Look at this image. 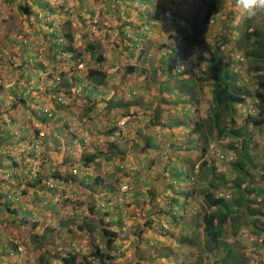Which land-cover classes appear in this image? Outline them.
<instances>
[{
    "label": "rangeland",
    "instance_id": "rangeland-1",
    "mask_svg": "<svg viewBox=\"0 0 264 264\" xmlns=\"http://www.w3.org/2000/svg\"><path fill=\"white\" fill-rule=\"evenodd\" d=\"M41 1L49 0H37L36 3L39 4ZM50 1V7L55 14L60 9L67 11L68 17H61L63 21L66 19L68 22L75 48L82 51L86 44L98 42L100 48L97 53L105 57V61L99 65L105 74H111L112 77L106 78L104 85L95 87L92 94L89 95L83 87L90 88L92 85L87 82L84 75L86 69L97 66L92 62V59L88 60V55L84 57L80 68L78 67L79 64L74 66L71 61L68 63L60 54H57L56 57L58 60L61 59L57 64L54 61L45 60V45L50 42L47 34L52 29H56L58 32L62 31L61 22L58 25L57 22H53L51 27L46 26L45 21L48 18L42 20V12L35 7L36 5L31 7L25 15L18 10L22 3L20 0L16 1L17 7L5 0H0V136L1 134L5 136L1 133L2 131L13 136L8 145L2 144L0 155L12 158L16 165H14V174L11 176L9 173L0 171V193H7L13 201L8 205V209L12 212H0V249L12 245L16 247V253L0 258V264H39L36 259L41 253L45 254L43 257L45 264H60L55 256L57 251L60 255H62V251L86 255L89 252V247L85 234L79 232L70 238V235L65 233L63 225L71 218L78 219L74 218L78 213L83 215L81 219L86 217L89 207L102 218L104 223L110 221L108 215H112L111 223H116L118 219L115 214L120 213L121 228L116 230V239L108 249L104 248L97 227H93L89 233L94 244L102 247L103 252H107L113 257L110 264H186L188 261H192L197 257L196 251H191L189 254L190 250L186 246L179 248L177 245L178 238L187 230L181 225H186L185 221L193 224L192 221H189V212L183 215V219L176 226H173L167 214L164 217L161 215L167 206H172V201H183L182 193L187 192V196L190 197H187L188 200L191 199L193 203H197L200 194L198 196L194 195L193 192L190 193V187H198L195 183L198 174H195L193 178L191 176L193 173L187 172L193 178V185H190L192 181L188 179V181L186 180L177 186L178 194H172L166 191L172 186L166 180L167 176L172 178V171L169 172L167 169V172H164L162 168L168 157L169 167L176 165L186 169L198 165L200 162L198 154L201 151L199 144L180 142L177 140L179 135H177L178 137L171 135L167 138L157 136L155 143H152L151 147L146 150L142 147L147 133L143 134L141 128L136 127L137 125L140 127V123L138 122L136 125L133 123V119H131V125L129 123L127 125L126 122L124 125L127 128L119 131L123 137L117 143L114 142L112 135L107 134V129L111 125L114 124V127L116 125L118 127L119 122L123 119L119 117L123 111L122 108L115 107L112 110L106 108L110 101L114 103L120 101L124 106L128 103L129 108L126 112L128 114L134 113L133 116L136 117L141 116V122L145 124V120L152 112L151 109H145L144 104L149 103V107H153L151 102L153 93H148V90L154 89L156 85L151 81L147 84L142 82L138 72L127 76L125 80H122L121 74L125 67L130 64L144 72L150 71L148 69L149 64L157 66V59L159 60L164 54L163 49H158V47L165 43L164 40L158 41L153 32H148L153 33L149 37L155 43L150 45V56L139 60H126L123 51L118 49L119 32H126L128 28L120 25L124 22L127 23L125 18L131 16L136 7L147 11L151 7V1L121 0L117 6L111 7L113 4L108 3L107 0H87L88 8L94 12L92 20L88 21V17L80 16L78 22L74 16L77 0H67V4L59 9L56 5H59L61 0ZM81 1L83 3V0ZM156 1L164 2L165 0ZM173 1L180 3L183 0ZM185 1L187 2L185 5L178 4L175 7H180L184 11L188 7H191L192 10L198 7L200 11L197 20L199 21L200 15L206 9V4H201L200 0ZM218 2L220 4L219 13L205 27L200 44L189 50L193 61L189 64L192 66L197 58L208 57L209 48L214 46L219 38L222 36L229 37L230 41L225 48L227 49L231 47L234 39L244 29L246 19H236L238 10L235 8V0H218ZM232 9L233 14L229 12ZM249 20L250 24L261 28L264 26V13H260ZM133 22L135 23V20L128 23ZM20 45L31 52L29 55H36L35 58H29L28 63L23 66L21 62L24 59V54L21 52ZM225 49L222 48L221 50L224 51ZM13 52L16 55L12 58ZM234 56L233 60L240 61L239 55L234 54ZM39 61L43 63L44 70L33 72L35 63ZM45 62L48 67L51 66L53 69L48 68L45 71ZM86 62L87 64H85ZM240 63L243 64L244 61L241 60ZM20 65L21 70L17 69ZM245 69L246 65H242L239 73L242 78L241 81L244 82L249 80V77L244 74ZM59 72H63L62 79L69 80L75 88L71 90L70 98L59 96L63 98L67 107L56 111L51 107L48 89L56 85L53 79L60 78ZM19 74L22 76L30 74V78L19 81L17 79ZM162 77H166V75L163 74ZM74 79H77L76 82ZM17 80L18 84H15ZM125 83L131 92L139 97L141 103L139 109L135 108L139 104L137 106L132 105L127 93L129 89L127 87L122 88ZM249 83L246 82L245 85L249 90H252L253 87H250ZM14 85L20 88L17 91L19 95L23 94V97H27L25 100H28L29 103L25 105L26 108H22L20 105L11 108L12 102H10L8 90ZM201 91L204 99L199 105L198 113L191 112L188 119L195 120L197 117L200 118L201 115L206 114L207 103L205 101L208 97V91L205 87H202ZM112 93L114 94L113 97H111ZM47 95H49L48 99ZM88 98L90 101L86 102ZM261 99L264 101V95L261 96ZM253 103H255V99H246L244 104L236 108L234 115L237 116L235 120L237 126L243 123L246 115H255L256 110ZM88 105H92L91 110L85 109ZM42 109H49L50 114L56 112V116H54L58 119L56 125L52 122L40 123L38 118H42L43 114H40L38 110ZM174 109L173 119L180 120L183 114L177 113L176 107ZM104 113H107L108 116H104L106 115ZM92 124L95 127H92ZM56 127L60 130V137L56 136ZM34 131L37 133L35 134ZM251 136L249 146L254 150L249 152L248 164L242 170L248 173L243 185L247 184L248 187L257 185L261 190L264 189V180H261L264 177V128L260 131L254 129ZM40 137H42L41 144L35 143L32 148L33 140L39 141ZM179 138L182 141L186 139L184 135ZM111 142L116 144L120 153L119 156L107 162L99 159L100 166L97 168L78 169L80 168L82 153L104 152L105 145H109ZM229 142L231 141L227 138L211 142L205 156H202L207 164H215L216 162L213 186L216 188V195L223 198L232 181L242 177L235 169L229 167V162L218 160L220 156L223 159L230 157V163L237 160V155L226 148V144ZM232 143L235 147H239L238 143ZM176 144L180 145L178 149L185 148V150L182 149L183 151L180 150L177 153ZM66 174L74 177L73 180L68 179L67 182H64L55 177L57 175L61 178H67ZM95 177L102 183L95 184ZM171 181L175 186L178 184L173 179ZM217 181L220 183H216ZM81 183L89 184L91 188L87 190ZM104 184H110L113 187L115 192L113 197L112 195L108 196L105 192ZM108 197L109 199H107ZM257 199L258 201H256ZM256 200L255 203L258 205L263 203L260 196ZM0 203H4V198H0ZM104 204H114L115 207L103 208L106 206ZM193 208L197 211L198 206L195 204ZM183 209L185 210L186 207ZM195 216L199 218L200 213ZM31 223L35 224L32 230L30 228ZM69 228L73 230L72 225ZM239 230L245 232L244 227ZM48 232H54V237L62 242L61 248H56L54 251L51 249V242L55 247L57 244L56 239L51 238V234ZM44 233L46 241L44 246L40 251L34 250V242L31 241V237H40ZM250 241H254V239H250ZM258 244L263 246L260 241ZM261 246L257 250L258 253L262 251ZM156 254H168L169 256L167 259H163L159 256L156 257ZM209 262L211 264L212 258L209 259ZM91 264L95 263L91 262Z\"/></svg>",
    "mask_w": 264,
    "mask_h": 264
},
{
    "label": "trees",
    "instance_id": "trees-1",
    "mask_svg": "<svg viewBox=\"0 0 264 264\" xmlns=\"http://www.w3.org/2000/svg\"><path fill=\"white\" fill-rule=\"evenodd\" d=\"M5 1L13 6H18L16 4L17 0ZM20 1L22 3L18 10L21 14L27 15L28 10L36 5L35 7L42 12V20L43 18H48V20L45 21L46 26L51 27L50 25H52L53 22H57V25L61 22L62 31L58 32V30L52 29L51 32L47 34L48 40L51 43L47 42L45 45L46 61H54L57 64L61 59L58 60L56 57L57 54H60L68 63L71 61L75 66L77 64L80 65L81 62L84 61V57L88 55V60L92 59V62L97 66L95 68L86 69L84 75L87 82L92 85L90 88L83 87L89 95L92 94V90H94L95 87L103 86L106 78L109 76L112 77L111 74H105L101 65H99V63L105 61V57L97 53L100 48L98 42L86 44L82 51L74 47L72 31L67 20L65 19L63 21L61 17H68V13L65 9H60V11L55 14L52 7H50V0L45 2L41 1L39 4L36 3L37 0ZM119 1L121 0H107L108 3L113 4L111 7L117 6ZM150 1L151 7L147 11L136 7L134 13L125 18L127 23L124 22L120 25L128 28L126 31L127 34L124 31L119 32L118 49L123 51V56H125L126 60H139L140 58H147L150 56V45L154 44L155 41L151 40L149 36L154 33L158 41L164 40L165 43L163 45L157 46L158 49L162 48V51H164L163 57H160L159 60L157 59V66L149 64L148 69L150 71L144 72L143 70L136 69L134 65L130 64L125 67L124 72L121 74L122 80H125L127 76L129 77L138 72L139 79L142 82H146L147 84L151 81L156 85L154 89L148 90V93H153L151 100L153 107L150 108L149 103L144 104V108L151 109L152 112L145 120V124L141 122V116V118L136 117L133 116L134 113L128 114L126 112L129 108L128 103L124 106L120 101H118V103L110 101L106 108L110 110L115 109V107L122 108L123 111L120 113L119 117L126 118V120L121 125H118V127L117 125L114 127V124L111 125L107 129V134L112 135L114 142L117 143L123 137L119 131H121V129L123 130V128H127V126L124 125L126 122L127 125L128 123L131 125V119H133V123H140L139 128H141V132L143 134H145V132L147 133L142 148L146 150L150 148L151 144L155 143V138L157 136L160 138H167L171 135L172 137H178L177 135L181 136L185 133L186 137H195L201 144L200 157L204 156L211 142L216 140L219 141L222 138H227L231 141L226 144V148L228 151H232V153L237 155V160L232 165V169H235L242 177L232 181L224 198L216 195L215 186L210 184L212 179L209 181L207 180L205 188L200 190L202 202L204 204L203 207H201L200 217L196 219L194 216L191 221H193L192 227L195 233L199 231L202 237L197 241L198 233L197 235L192 233L191 240L194 242H190V246L193 247L194 244L196 246L197 242L198 244L200 243V245L197 247V257L192 261H188L186 264H210L209 259L211 258V264H264V189L260 190V187L257 185H251L250 187H248L247 184L243 185L248 173L242 171L248 164L249 152L254 150L249 146V140L251 139L250 137H252L251 135L254 129L260 131L264 128V101L261 99V96L264 95V26L258 28L250 24L249 19H246L244 21V29L239 36L234 39V43L231 47L225 49L230 39L229 37L222 36L216 41L214 46L209 48L210 53L208 57L197 58V61L194 62L192 66L189 64L193 62L189 50L192 49L193 46L200 44L205 32V27L210 19L219 13L220 4L218 0H201L203 5L206 3L208 4L204 12L201 26L196 25L197 14H195V11H193L191 7H188L186 11L180 7H175L178 6V4L185 5L187 3L185 0L180 3H175L173 0H165L164 2H158L156 0L153 2L152 0ZM66 4L67 0H61V3L56 5V7L59 9ZM229 12L231 14L234 13L233 9ZM93 14V10L88 8L87 0H83V3L81 0H77V7L74 13L76 22H78L80 16L88 17V21H91ZM132 20H135V23H128ZM82 23H84L83 20ZM154 25H156V27H154ZM222 48L225 50L222 51ZM20 49L24 54V59L21 62L22 66L28 63L29 58H35L36 55H29L31 52L25 50L22 45H20ZM225 51L227 53H224ZM117 53L119 52L117 51ZM234 54L240 56V61L233 60L235 57ZM14 55H16L15 52L12 53L11 57L13 58ZM241 60L244 61L243 64L240 63ZM186 63L187 65L185 66ZM85 64H87V62ZM21 65L17 67V69L21 70ZM242 65H246L244 74L249 77V80L245 82L241 81L242 78L239 76ZM191 67H194V69H191ZM48 68L53 69L51 66L48 67V64L45 62V71L46 69L48 70ZM32 70L33 72H38L39 70L43 71V63L41 61L36 62L35 68ZM250 73L251 75H249ZM163 74L166 75V77H162ZM58 75L60 77L59 79H53L56 85L48 89V92H50L51 107L56 111L67 107L61 97L70 98L71 90L75 88L74 84L69 80L62 79L64 76L63 72H59ZM18 76L17 79H19V81H21V79L27 80L30 78V74L25 76L19 74ZM74 80V82H76L77 79ZM15 82V84H18V80ZM246 82H250L249 85L253 87L252 90L246 87ZM125 87H127L126 83L122 88ZM202 87L207 88L208 91V97L205 101V103H207V109L205 110L206 114L204 116L201 115L200 118L197 117L195 120L188 119L189 112L198 113L199 105L204 99L201 94ZM19 89V86L14 85L8 90L10 102H12L11 108L16 105L26 108L25 105L29 103L28 100H25L27 97H23V94L19 95L17 92ZM127 93L132 105L137 106L139 104L138 107H135L139 109L141 106L139 97L132 93L130 89ZM47 96L48 99L49 95ZM113 96L114 94L112 93L111 97ZM252 98L255 99V103H253V107L256 110L255 115H246L243 123L237 126L235 121L237 116L234 115L236 108L244 104L246 99ZM47 99H45V101H47ZM87 101H90L89 98L86 102ZM174 107H176L177 113L180 115L183 114L182 117L185 118L188 123H182L179 120L173 119L172 115L175 114ZM85 109L91 110L92 105H88ZM38 112L43 114L42 118H38L40 123L52 122L56 125L58 121V119L54 117L56 116V112L50 114L49 109L38 110ZM104 114H106L104 116H108L107 113ZM88 122H90L89 119ZM91 126L95 127L94 124ZM55 132L57 134L56 136L60 137V130L57 129V127L55 128ZM136 132L138 133V131ZM1 133L5 136H2V134L0 136V148L3 147L2 144L8 145L9 140L13 138L11 134L5 131ZM34 133L36 134L37 131H34ZM41 139L42 137H40L39 141L33 140L32 148L35 143L41 144ZM232 142L238 143L239 147H235ZM82 154L83 155L80 157L81 164L79 165L81 169L78 168L79 170H86L88 167L97 168L100 166L101 160L106 162L111 161L120 155L116 144L112 142L109 143V145H105L104 152ZM168 158L166 159L162 171L167 172V169H169V172L170 170L172 171V178L167 176L166 180L168 183L173 184L171 179L178 182L177 178L182 172V168L174 165L169 167ZM99 159L100 161H98ZM119 161H121V159H119ZM14 165L15 163L12 158L0 155L1 172L9 173L10 176L13 175L15 170ZM199 168H206L209 174L213 171V167L210 165L206 166L205 161L200 163ZM116 170L118 171V169ZM57 175L55 177L64 182H67L68 179L72 181L74 178L70 174H66L67 178H61ZM201 177L202 175L200 174L199 179H201ZM261 180H264V177ZM94 183L101 184L102 181L95 177ZM81 184L84 185L87 190L91 188L89 184ZM103 188L108 196H114L115 192L110 184H104ZM166 191L175 194L174 187L172 186ZM258 196H260L261 201H263L260 205L255 203L258 201V199L256 200ZM0 198H4V203H0V212H12L8 209V205L13 201L8 194L0 193ZM107 199H109V197ZM183 205V202H178L177 200L172 201V206H167V209L161 217L167 214L173 226H176L181 220V217L177 214L179 211L178 208ZM107 207H115V205L108 204L103 208ZM87 212V215H85L86 217L81 219L83 215L78 213V215L74 217L78 219L71 218L69 221H66L63 226L65 233L68 236L70 235V238L74 237L75 234H79V232H83L88 239L87 245L89 247V252L86 255H77L73 252L66 253L62 251V255H60L57 251L55 256L60 264H91V262L95 264H110V261L113 260V257L108 255L107 252H103L101 249L102 247H98L94 244L91 237H89V233L93 227H97L99 235L102 238L101 240H103L104 248L106 247L108 249L116 239V230H120L121 228L119 223L120 213L115 214L118 220L116 223L112 224V215H108L110 221L104 223L102 218H100L91 207L87 208ZM70 225L73 226V230H70ZM34 226L35 224L31 223V230ZM185 226L187 227L188 225L186 224ZM241 227H244L245 231L247 230V235L244 236V232H240L239 229ZM48 233L51 234V238L53 237L56 239L57 244V247H55L51 242V249L54 251L56 248H61L62 242L54 237V232ZM70 238L68 239L70 240ZM248 238L261 240L263 246L256 243H249L247 246H244L243 244ZM31 241L34 242V250L40 251L46 242L45 233L40 237H31ZM67 242L68 241H66V243ZM260 246L263 251H261L262 253H258L257 251ZM178 247L184 248L185 245L178 240ZM14 253H16L15 246L12 245L8 248L4 247L0 249V258L7 257ZM190 253L191 251L189 254ZM43 254L44 253H41L36 259L37 263L45 264V260H43L45 254ZM158 256L167 259L169 255L156 254V257Z\"/></svg>",
    "mask_w": 264,
    "mask_h": 264
},
{
    "label": "clouds",
    "instance_id": "clouds-1",
    "mask_svg": "<svg viewBox=\"0 0 264 264\" xmlns=\"http://www.w3.org/2000/svg\"><path fill=\"white\" fill-rule=\"evenodd\" d=\"M201 1V0H200ZM202 4V3H201ZM205 5V4H204ZM208 6V4L206 3V7ZM235 8L238 10L237 11V15H236V19L237 20H243V19H253V18H255L258 14H260V13H264V0H235ZM193 11H195V14H197V17H198V14H199V8L198 7H195V9L193 10ZM205 12V11H204ZM204 12L200 15V18H199V21L197 20V17H196V25H202V21H203V16H204ZM211 20L212 19H210V21H209V23L211 22ZM78 67L80 68L81 67V64L80 65H78ZM57 79V78H56ZM190 113L191 112H189L188 113V115H190ZM126 120V118H123V119H121V121L119 122V125H121L124 121ZM179 121H181L182 123H188L187 121H186V119L185 118H183L182 116L180 117V120ZM138 123L136 122V125H137ZM137 128H139L138 127V125L136 126ZM184 135V137H186L185 136V133L183 134ZM182 136V135H181ZM180 137V136H179ZM177 138V140L178 141H180V142H185L186 144H194V143H198L199 144V146L201 147V144L196 140V138L195 137H186V139H185V141H182V140H180V138ZM180 145H177L176 144V149H177V152H180V150H182V149H184L185 150V148H182V149H178V147H179ZM188 149H190L189 147H188ZM183 151V150H182ZM230 152H232V151H230ZM200 155H201V151H200V153L198 154V158H199V160H200V162H199V164L198 165H194V166H190V167H188V168H186V169H182V172L178 175V178H177V181L179 182V184L177 185V186H179L181 183H184L186 180L188 181V179H190V181H192L191 182V184L190 185H193V178H194V175L195 174H198L197 176H196V178H195V183L198 185V187H190V193H194V195H198V194H200V198H199V200L197 201V203H193V201H191V199L190 200H188V198H190L189 196H187V192H185V193H182V195H183V203H184V205L182 206V207H180V208H178L179 209V216L181 217V220L183 219V215L185 214H188V212H189V215H188V217H189V221H191L192 220V218L196 215V214H198V213H200V211H201V207H203V202H202V195H201V193H200V190H203L204 188H205V186H206V182H207V180L209 181L210 179H212L211 181V183L210 184H213V182H214V180H215V175H214V172H215V164H216V162H215V164H213V163H206V166H211V167H213V171H212V173H210L209 174V172H208V170L206 169V168H199V165H200V163L202 162V161H205L206 162V160L204 159V157H200ZM204 156H205V154H204ZM220 159H218L220 162L222 161V162H229V167L231 166V168H232V165L234 164L233 162L232 163H230V161H231V158L230 157H225L224 159H223V157L222 156H220L219 157ZM152 162V161H151ZM150 162V163H151ZM173 166V165H172ZM176 166V165H175ZM177 167V166H176ZM178 167H180V166H178ZM189 171H191L193 174H191V176L193 177H191L190 176V173H187V172H189ZM197 171V172H196ZM217 171V170H216ZM206 172V173H205ZM202 175V177H201V179H199V175ZM205 174H206V179H205ZM207 174H208V176H207ZM204 180H206V181H204ZM220 181H217L216 183H219ZM172 185V187H174V190H175V194H178V187L177 186H175L174 184H171ZM189 193V194H190ZM188 197V198H187ZM195 204L198 206V209H197V211H195L194 210V206H195ZM183 207H186V209L184 210H182V208ZM201 214V213H200ZM195 218H196V216H195ZM196 219H198V218H196ZM180 220V221H181ZM193 222V221H192ZM185 223L188 225L187 227L185 226V224H183L182 225V227L184 228V227H186L187 228V230H186V233H184L183 234V236L182 235H180V237L178 238V240H180V242L181 243H183L190 251H197V247H199V245H200V243L198 244V242H197V245L195 246V244H194V246L193 247H191L190 246V242H194V241H192L191 239V236H192V233H194L195 235H197V233H198V235H197V241H198V239L200 238V237H202V235H201V233L198 231L197 233H195V231H194V228L192 227V225H191V223H187L186 221H185ZM190 228V229H189ZM245 233V235H247V232L245 231L244 232ZM244 235V234H243ZM184 236H186V237H184ZM195 239V238H194ZM250 239H254V238H248L247 239V241L243 244L244 246H247V244H249V243H252V244H254V243H256V244H258V242L260 241V243H261V240H256V239H254V241H250ZM258 241V242H257ZM177 245H178V241H177ZM259 245V244H258Z\"/></svg>",
    "mask_w": 264,
    "mask_h": 264
},
{
    "label": "crops",
    "instance_id": "crops-1",
    "mask_svg": "<svg viewBox=\"0 0 264 264\" xmlns=\"http://www.w3.org/2000/svg\"><path fill=\"white\" fill-rule=\"evenodd\" d=\"M138 123V122H137ZM180 131H182V130H180ZM244 236H245V233H244Z\"/></svg>",
    "mask_w": 264,
    "mask_h": 264
},
{
    "label": "built area",
    "instance_id": "built-area-1",
    "mask_svg": "<svg viewBox=\"0 0 264 264\" xmlns=\"http://www.w3.org/2000/svg\"><path fill=\"white\" fill-rule=\"evenodd\" d=\"M122 189V188H121ZM122 190H124V189H122Z\"/></svg>",
    "mask_w": 264,
    "mask_h": 264
}]
</instances>
